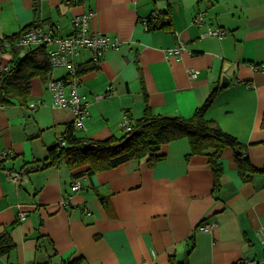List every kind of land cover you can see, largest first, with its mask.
<instances>
[{"label":"crops","instance_id":"0c3cea01","mask_svg":"<svg viewBox=\"0 0 264 264\" xmlns=\"http://www.w3.org/2000/svg\"><path fill=\"white\" fill-rule=\"evenodd\" d=\"M167 10L169 28L147 29L143 19ZM88 12L89 32L122 44L97 64L88 49L75 59L81 68L96 64L78 82L89 101L79 135L120 136L123 115L134 123L146 104L155 113L190 117L214 91L205 117L245 145L255 168L264 167V71L256 67L264 62V0H0V38L32 23L68 35L72 19ZM215 26L225 30L222 37L202 35ZM180 41L185 49L178 56L167 53ZM11 54L0 52V71L10 68ZM30 101L38 106L30 108ZM73 120L71 109L52 104L38 77L25 105L0 106V151L12 152L0 169V233L9 232L14 243L0 264H264V173L243 181L231 148L220 158L218 192L206 157L186 158V138L164 144L154 165L130 159L77 177L86 166L43 165ZM8 171L20 173L17 183ZM77 179L82 186L71 191ZM204 220H216L217 228L200 230Z\"/></svg>","mask_w":264,"mask_h":264},{"label":"trees","instance_id":"16d2710c","mask_svg":"<svg viewBox=\"0 0 264 264\" xmlns=\"http://www.w3.org/2000/svg\"><path fill=\"white\" fill-rule=\"evenodd\" d=\"M66 1L68 5H77L83 3L84 0ZM145 19L147 29H166L171 26L168 10L158 12L155 16L150 14ZM39 26L43 27L42 24L32 23L13 35L0 38V52L12 53L10 68L0 71V106L13 102L25 105L30 97L31 79L38 77L46 82L51 73L46 45L40 44L21 48L14 44L21 32ZM61 36L66 37L67 35ZM19 52L22 54L20 55ZM94 66L96 64L88 65L85 68L78 65L77 74L79 78L85 71L94 69ZM64 77L65 75L61 78ZM214 89L217 90L218 88ZM213 95L214 91L194 110L190 117L155 113L146 104L143 114L132 123L131 131H123L120 136L110 135L101 140L79 135V130L74 126L73 121L68 122L64 125V130L61 133L64 144L58 140L55 141L47 149L43 165L51 167L64 163L69 170L86 166L85 169L74 174L77 177H90L97 172L115 168L130 159L145 158L148 165H154L156 161L164 157L162 153L164 144L186 138L189 144V152L186 158L188 159L192 155H204L206 157L212 172L213 190L215 192H218L221 186L220 178L223 168L220 158L223 150L227 147L233 151L234 162L240 178L243 181H249L253 173H264V167L262 169L255 168L249 161L245 145L239 142L235 136L224 131L215 121L205 117V112L212 103ZM261 127L264 128V112L261 116ZM11 153L6 151L5 155H0V169L4 168V158L10 156ZM100 201L105 203L104 198H100ZM14 225L15 223L12 224V226ZM39 238H43V236H39ZM13 246L14 243L9 232L0 233V254L8 252ZM55 254L53 249V255ZM236 264H240V262Z\"/></svg>","mask_w":264,"mask_h":264},{"label":"built area","instance_id":"2783aa9c","mask_svg":"<svg viewBox=\"0 0 264 264\" xmlns=\"http://www.w3.org/2000/svg\"><path fill=\"white\" fill-rule=\"evenodd\" d=\"M93 17L92 12L84 13L72 19L73 32L66 37H62L56 33L51 27H33L20 33L15 39L14 44L21 48L29 46L46 45L47 59L51 67V73L47 78L45 85L49 91L52 104L60 108H69L74 114V126L77 129L84 127L83 120L87 116V106L89 101L81 96L77 90L79 76L77 74L78 64L76 57L84 49H88L93 53L94 63L100 61L101 55L108 49H117L121 46L122 41L116 36H110L101 33H91L88 29V22ZM195 21H201V15L195 17ZM146 24V19H143ZM146 26V25H145ZM225 30L219 27H209L202 33L203 36L222 37ZM185 49V44L179 42L175 47H170L166 51L170 55L178 56L182 50ZM256 67L264 71V62L257 64ZM64 68L66 71L65 77H55L53 71L55 69ZM5 67L3 70H6ZM190 77H195L197 72L193 70L187 71ZM102 95H96L101 97ZM31 108L38 106V101H31L29 103ZM120 127L124 132L131 131L133 128L132 122L127 114L123 115L120 122ZM57 140L64 144V140L60 135ZM6 151H0V155H5ZM9 177L15 183L20 179V174L14 171H8ZM82 186L81 180H75L71 185V191H77ZM20 205V204H19ZM28 212L26 209L18 211L20 219L26 218ZM218 226L216 220H204L199 224L200 230L213 232ZM264 242V237L262 238ZM240 264H256L254 260H244Z\"/></svg>","mask_w":264,"mask_h":264},{"label":"rangeland","instance_id":"374dc122","mask_svg":"<svg viewBox=\"0 0 264 264\" xmlns=\"http://www.w3.org/2000/svg\"><path fill=\"white\" fill-rule=\"evenodd\" d=\"M62 69H64V68H62ZM55 70H60V69H55ZM55 70H54V71H55ZM64 70H65V69H64ZM59 136H60V135H59ZM59 136H58V137H59ZM58 137H57V138H58ZM56 141H57V139H56ZM8 175H9V174H8ZM23 209H24V208H23Z\"/></svg>","mask_w":264,"mask_h":264},{"label":"flooded vegetation","instance_id":"af4514ba","mask_svg":"<svg viewBox=\"0 0 264 264\" xmlns=\"http://www.w3.org/2000/svg\"><path fill=\"white\" fill-rule=\"evenodd\" d=\"M30 102H31V101H30ZM30 102H29V103H30ZM29 103H28V105H29ZM29 107H30V106H29ZM30 108H31V107H30ZM16 172H17V171H16ZM21 173H23V172L21 171ZM19 174H20V173H19Z\"/></svg>","mask_w":264,"mask_h":264},{"label":"water","instance_id":"95a60500","mask_svg":"<svg viewBox=\"0 0 264 264\" xmlns=\"http://www.w3.org/2000/svg\"><path fill=\"white\" fill-rule=\"evenodd\" d=\"M223 81V80H222Z\"/></svg>","mask_w":264,"mask_h":264}]
</instances>
